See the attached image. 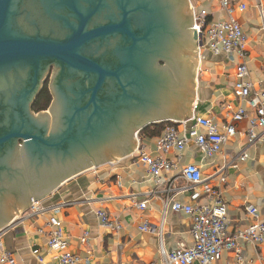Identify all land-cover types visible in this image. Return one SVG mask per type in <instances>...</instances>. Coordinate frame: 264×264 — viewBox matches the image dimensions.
I'll list each match as a JSON object with an SVG mask.
<instances>
[{
    "label": "water",
    "instance_id": "water-1",
    "mask_svg": "<svg viewBox=\"0 0 264 264\" xmlns=\"http://www.w3.org/2000/svg\"><path fill=\"white\" fill-rule=\"evenodd\" d=\"M200 36L190 0H0V231L148 126L191 119Z\"/></svg>",
    "mask_w": 264,
    "mask_h": 264
},
{
    "label": "crops",
    "instance_id": "crops-1",
    "mask_svg": "<svg viewBox=\"0 0 264 264\" xmlns=\"http://www.w3.org/2000/svg\"><path fill=\"white\" fill-rule=\"evenodd\" d=\"M230 3L232 13L224 10L216 0H190L195 10H207L209 20L218 22L233 18L240 23L247 37L246 57L234 59L246 63L248 80L252 82L255 94L264 90V17L261 15L264 0H230ZM242 4L247 7L241 9ZM199 53L192 114L211 118L222 130L241 105L247 108V117L236 124V135L213 158H205L194 143L189 144L180 157L177 151L167 156L181 166L188 163L202 165L205 184L219 191L227 204L228 234L233 235L251 222L247 213L249 205L258 210V217L253 219L264 221V144L248 145L246 132L255 112L235 95L236 63L225 54L215 56L207 49H201ZM157 137L139 135L137 147L157 155ZM243 151L249 157L238 162ZM136 153L115 164L108 163L73 177L42 200L45 205L73 202L62 208L58 218L62 222L67 250L82 258L80 264H160L161 244L168 250L179 244L192 245L190 217L172 211L170 203L174 199L190 203L194 200V191L176 171L165 175L162 183H157L149 176L146 166L138 162ZM222 175L226 176L225 182H221ZM200 191L196 200L210 202L211 195L203 186ZM144 200H149L148 207L138 208L136 204ZM99 209H105L118 220L122 226L119 232H111L101 225L97 216ZM26 214L16 217L24 218ZM145 221L162 234L142 231ZM46 222L47 215L28 217L24 223L1 235L0 264H8L2 260L4 250L17 264H61L60 252L47 245ZM86 233L88 236L83 241ZM238 243L242 255L240 263L236 253L228 249L216 264H264V242L256 244L239 239Z\"/></svg>",
    "mask_w": 264,
    "mask_h": 264
},
{
    "label": "built area",
    "instance_id": "built-area-1",
    "mask_svg": "<svg viewBox=\"0 0 264 264\" xmlns=\"http://www.w3.org/2000/svg\"><path fill=\"white\" fill-rule=\"evenodd\" d=\"M213 1V0H206ZM221 7L233 12L230 0H216ZM247 6L242 4L241 9ZM194 9V28L201 35L198 39L199 50L207 49L211 54L217 56L225 54L236 63L237 82L235 84V95L253 109L255 115L250 118L246 135L248 145L252 146L258 142L264 144V90L253 93V84L248 80L249 69L246 63L236 62L234 58L246 57L247 37L240 23L230 18L214 22L209 20V13L205 9ZM264 17V11L261 9ZM247 117V108L244 105L232 115V121L224 126V130L211 119L205 116L192 114V118L181 121H170L166 124L162 133L157 137L155 146L159 152L157 155L150 154L140 147H137L136 158L147 168L149 176L157 183H162L165 175L176 171L184 178L188 187L194 191L193 201L190 203L181 200L171 201V210L182 212L191 219L190 232L193 243L190 246L179 244L172 250L166 249L163 244L160 246V264H192L196 261L200 264H216L225 250H233L242 261L241 250L238 240L261 244L264 242V221L254 220L258 217V210L255 206H247V213L251 218L249 225L233 235L228 234V210L227 204L220 197V192L205 184L206 178L203 175L202 165L188 163L181 166L177 160L167 155L172 151L179 153L178 157L187 149L189 144L194 143L205 158H213L218 155L226 142L237 133L236 124ZM139 142V137H138ZM134 155V154H133ZM132 155V156H133ZM248 154L243 151L238 156V162L248 159ZM224 170V168L222 167ZM221 169V170H222ZM226 181V176H221V182ZM200 186H203L206 193L211 195L210 202H199ZM149 200L138 202L136 206L141 209L148 207ZM73 202H64L58 205H45L42 201H34L28 209L27 214L14 218L9 226L0 231V236L8 230L24 223L31 217L47 215L46 227L48 228L47 245L50 249L60 252L61 264H80L83 260L79 255L67 250V240L62 232V222L58 218L62 208L72 205ZM97 216L101 225L111 232H119L122 228L118 220L113 219L105 209H99ZM142 231L156 232L148 221L141 226ZM42 231V230H41ZM162 234L161 230H158ZM85 234L83 241L86 240ZM3 261L8 264H17L12 255L4 250Z\"/></svg>",
    "mask_w": 264,
    "mask_h": 264
},
{
    "label": "trees",
    "instance_id": "trees-1",
    "mask_svg": "<svg viewBox=\"0 0 264 264\" xmlns=\"http://www.w3.org/2000/svg\"><path fill=\"white\" fill-rule=\"evenodd\" d=\"M51 100H52L51 92L49 90L48 84L46 83L44 89L42 90L37 100L35 101V104L33 105V109L35 111L46 110L49 107ZM168 123L171 122L170 121L161 122L148 126L147 128L143 129L139 133V135L159 136L164 130L166 124Z\"/></svg>",
    "mask_w": 264,
    "mask_h": 264
},
{
    "label": "flooded vegetation",
    "instance_id": "flooded-vegetation-1",
    "mask_svg": "<svg viewBox=\"0 0 264 264\" xmlns=\"http://www.w3.org/2000/svg\"><path fill=\"white\" fill-rule=\"evenodd\" d=\"M54 73H55V68L52 67L51 70H50V72H49V74H48V76H47V78H46V80L43 82L44 84H43V88H42V90H43L44 87H45V84H46V83L48 84V87H49V90H50V92H51V96H52L51 103L53 102L54 96H53V93H52L51 88H50V83H51L52 76H53ZM42 90H41V92H42ZM41 92H40V93H41ZM39 95H40V94H39ZM39 95H38V96H39ZM37 98H38V97H37ZM36 100H37V99H36ZM36 100H35V101H36ZM35 101H34L33 105L35 104ZM51 103H50L49 107L51 106ZM33 105H32V110H33L36 114L41 113V112H48V110H49V107H48L46 110L35 111V110L33 109Z\"/></svg>",
    "mask_w": 264,
    "mask_h": 264
},
{
    "label": "rangeland",
    "instance_id": "rangeland-1",
    "mask_svg": "<svg viewBox=\"0 0 264 264\" xmlns=\"http://www.w3.org/2000/svg\"><path fill=\"white\" fill-rule=\"evenodd\" d=\"M190 8H191V10H192V14H193V12H194V9H193V6L190 4ZM193 16H194V14H193ZM199 57V56H198ZM26 212V211H25ZM22 213H24V212H22V211H19V212H17L16 214H15V217L17 216V215H21Z\"/></svg>",
    "mask_w": 264,
    "mask_h": 264
}]
</instances>
